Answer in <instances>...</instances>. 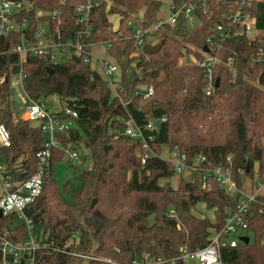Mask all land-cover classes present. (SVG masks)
I'll return each mask as SVG.
<instances>
[{"label":"trees","instance_id":"trees-1","mask_svg":"<svg viewBox=\"0 0 264 264\" xmlns=\"http://www.w3.org/2000/svg\"><path fill=\"white\" fill-rule=\"evenodd\" d=\"M90 1L99 3L92 7L89 19L81 21L76 5ZM25 2L29 8L19 18L28 21L27 37H36L40 21L37 9L45 13L58 9L63 41L75 42L80 32V39L87 45L104 43L109 56L119 65L124 85L121 100L113 95L104 78H93L90 63L82 60L53 63L33 56L23 62V86L30 98L45 100L55 94L65 101L73 99L70 107L78 113L75 126L69 135L59 134V138L64 144L74 141L80 152L84 146L83 159H92L91 168L76 167L82 188L76 202L71 204L63 200L52 175L55 161L64 158V154L59 149L53 150L51 175L45 177L41 195L25 210L36 239L48 245L39 264H81L80 257L53 251L55 247L70 252H91L96 247L94 255L129 264L145 253L175 257L184 244L191 250L205 246L209 228L224 225L227 210L235 207L236 200L214 181L210 189L203 188L198 173L191 181L181 177L177 187L161 185V178L174 175L170 162L149 156L142 164L145 146L122 132L124 119L132 116L143 126L151 118L166 117L161 131L154 132L156 140L152 145L158 153L162 154L164 145L168 151L176 147L184 149L190 160L204 153L213 164L231 168L239 185L242 175L255 176L258 164L257 176L264 182V83L260 86L249 80L257 79L264 66L251 64L253 50L246 46L245 37L230 40L231 48L224 49L220 56L225 60L236 51L240 59L238 71L248 78L232 81L226 67L218 65L215 76L220 82L208 95L204 91V70L181 63V58L205 44L214 22L220 18L217 13L203 16L200 27L192 32L184 31L181 22L176 28L158 30L155 38L163 39L164 43L159 51L144 59L142 53L133 56L137 51L135 31L146 29L157 20L161 0H111L109 12L105 0ZM140 11L142 17L138 16ZM253 12L258 27L264 28V2L255 3ZM110 14L120 16L116 30ZM48 23L53 31L56 19L49 17ZM20 39V34H10L6 42ZM16 63H20L19 54L0 55V74ZM150 84L154 86L153 98L157 102L149 113H144L140 106L147 100L137 93V87ZM0 98V120L11 139V146L3 148L9 173L14 179L27 178L36 171V154L45 140L41 123L16 118L9 82L0 85ZM199 203L214 211L216 222L210 216L199 217L194 213ZM170 210H174L175 216L170 215ZM248 233L252 235L250 243L222 249L226 264H264L263 214L254 212ZM5 234L16 242L25 238L29 230L26 223H19V217L12 214L0 218V236ZM90 264L114 263L90 260Z\"/></svg>","mask_w":264,"mask_h":264},{"label":"built area","instance_id":"built-area-1","mask_svg":"<svg viewBox=\"0 0 264 264\" xmlns=\"http://www.w3.org/2000/svg\"><path fill=\"white\" fill-rule=\"evenodd\" d=\"M107 2V11L111 8V1ZM169 5L166 17H157L148 28H136L135 37L137 39V51L133 54L135 57L144 54V59L148 58V54L143 52V46L150 43L147 37H154L158 30L167 27L176 28L180 22L183 24V30L192 32L198 29L202 24L203 16H211L218 14L220 18L216 20L212 26L211 33L206 37L205 44L201 48H196L195 52L185 54L181 58V63L196 66L205 72L204 91L211 95L216 86L215 68L223 65L229 71L231 80L238 78H248L238 71L239 56L236 51L223 60L220 56L222 51L228 46L230 40L245 37L247 47L253 51L250 54V62L252 65L264 66V28L258 27V19L253 12L254 4L264 2V0H168ZM98 1H90L84 4L76 5V11L81 21H87L92 7L98 5ZM29 8L25 0H0V55L7 53H17L20 56V71L18 73L19 84L22 93L25 96L26 104L21 115H16L17 119H29L41 123V131L48 134L42 147L37 151V168L29 177L23 179H14L9 173L7 161L4 165H0V209L3 216L16 214L19 217V223H26L29 234L20 241L13 242L7 234L0 236V264H39L42 256L47 252V244H41L36 239L33 232V225L30 218L27 217L26 208L34 203L41 195L45 177L51 175L50 169L53 161V150L59 149L63 152L64 158L77 161L84 164L81 152L77 149L74 141L69 140L64 144L59 134L69 135V131L75 126V120L78 117L76 110L66 104L53 110L49 107L44 99H33L28 96L23 86L24 71L23 62L26 57H43L49 62L59 63L61 61L74 60L77 57L84 63H90L94 54L91 51L93 45L84 43L80 37L82 33H78L75 42L63 41L62 30L60 28L61 18L59 10L54 9L44 15L54 17L56 26L53 31L48 28L39 27L36 37L30 39L26 36L25 31L28 28V21L21 20L20 13ZM113 22V29L116 26L115 15H109ZM49 19V18H48ZM47 19V22H48ZM116 26V27H115ZM88 29L86 33L88 34ZM10 34H20L21 39L18 42H6ZM80 36V37H79ZM207 46V50L204 48ZM231 52V50H229ZM194 56L195 63H184L185 57ZM102 67L105 80L112 88L114 96L121 100L120 92L124 89L121 80L115 79V73L119 71V65L115 59L109 61L107 59L98 58ZM12 66L8 71L0 74V85L9 82L11 90L12 82ZM264 73V72H263ZM261 75V74H260ZM257 79H249L254 84L262 85ZM142 95L143 99L149 100L153 98L155 93L152 84L146 85V90L137 92ZM10 99L12 100L11 96ZM126 105V103L123 101ZM141 107V106H140ZM1 98H0V109ZM0 111V115H1ZM151 118L145 125H140L136 120L129 116L124 119L123 133L132 138L139 139L145 146V150L141 155V162L144 164L147 157L158 156L170 162L174 174L182 175L185 171H192L193 175L199 174L203 188L210 189L211 182H216L222 190L236 200L234 208L228 209L225 217V223L222 227L212 226L209 228L208 243L205 246L191 250L187 244L180 247L179 254L175 257H167L164 255L143 254L142 257L134 259L129 264H161L165 262L175 263L178 260L182 264H226L222 260V249L226 247H236L240 243L242 236L249 235L248 228L250 219L254 212L264 215V182L257 176L249 183V187H245L244 177L242 175V183L239 185L234 178L231 168L224 164H213L212 161L204 153L196 154L192 160L189 159L186 151L180 148L169 150V156L164 157L155 151L152 143L156 140L157 129L155 120ZM161 122L166 117H161ZM11 146L10 133L0 120V152L3 148ZM5 157V156H4ZM6 159V158H5ZM227 160L231 162V156H227ZM171 216H175L174 210H170ZM212 215V214H211ZM205 215H202L204 217ZM216 222L215 216L212 218ZM53 251H62L78 256L83 260H105L114 264H124L113 261L110 258H103L94 255L88 251H66L65 249L55 247Z\"/></svg>","mask_w":264,"mask_h":264},{"label":"rangeland","instance_id":"rangeland-1","mask_svg":"<svg viewBox=\"0 0 264 264\" xmlns=\"http://www.w3.org/2000/svg\"><path fill=\"white\" fill-rule=\"evenodd\" d=\"M169 1L168 0H161V6L158 11L159 17H166L167 9H168ZM37 17L40 19L39 21V27L48 28L49 23L47 21H43L41 18L44 14V12L41 9H37ZM139 17L143 16V11H140ZM147 40L150 41V43H157L160 39H156L154 37H147ZM104 43H98L93 45V54L90 62V66L92 71L98 72L102 78L105 79L102 67L100 65V62L98 58L107 59L109 61H113V58H111L108 54V52L105 50ZM135 53V52H134ZM133 53V54H134ZM134 56V55H133ZM135 57V56H134ZM184 63H195L194 56H188L185 57ZM136 62H134L135 64ZM20 71V64L16 63L12 66V82H11V90H10V96L12 98L11 105L12 109L15 113V115H21L24 110V104H26V99L24 94L21 91L20 84H19V78L18 73ZM121 71H118L115 73V79L121 80ZM137 90L139 92H143L146 90V85H139L137 87ZM46 104L51 107L53 110H57L59 107H62L66 104V101L62 98H60L58 95H50L45 99ZM45 138L48 137V134L45 133ZM81 154L83 157V154L85 151L84 146L81 147ZM84 151V152H83ZM162 155L164 157L169 156L167 145H164L162 147ZM6 163V159L4 157L3 151L0 152V165H4ZM76 167L79 170H86L92 167V159L90 157H87L84 161V164H79L77 161L69 160V159H58L55 161L54 164V170H53V178L56 180L57 188L59 193L61 194L64 201L68 203H75L76 202V195L80 193L82 188V179L80 177V173L78 170L76 171ZM257 169L258 164H255V176L252 178L250 176L244 177L245 187H249L250 184H248L251 179L257 178ZM183 177L186 180H193L194 175L192 171H185L182 175H176L174 174L172 177L168 178H161L159 180V183L161 185H171L173 187H177L179 184L180 178ZM194 213L198 215V211H195V208L193 209ZM209 211V212H208ZM200 214H204L205 216H210L213 218L214 212L213 210H208L206 207L203 211H199ZM213 213V214H212ZM212 214V215H211ZM200 217V215H198ZM243 243H241L242 245Z\"/></svg>","mask_w":264,"mask_h":264},{"label":"water","instance_id":"water-1","mask_svg":"<svg viewBox=\"0 0 264 264\" xmlns=\"http://www.w3.org/2000/svg\"><path fill=\"white\" fill-rule=\"evenodd\" d=\"M48 18H49L48 15H45V16L42 17L43 20H47ZM163 43H164V40L163 39L160 40L157 43H146L143 46V52L145 54H154V53H156L157 51L160 50V48L162 47ZM204 48L207 50V46H205ZM184 53H186L185 50H184ZM74 60L77 61V62L80 61L77 57H74ZM49 71L53 72V69L50 68ZM92 76H93L94 79H97V80L102 79L101 75L98 72H96V71H93L92 72ZM259 81H260L261 84L264 83V73L263 72L260 75ZM219 82H220V78L218 77L216 79V86L219 85ZM66 102H67L68 105H73L74 104L73 99H68ZM155 102H157V98H151V99H149L147 102H145L144 104L141 105L140 110L142 112H144V113H149V111L151 110V108L153 107V105H154ZM155 125H156L157 131L160 132L161 131V125H162L161 119L157 118L155 120ZM65 159H67V157H65ZM2 216H3L2 215V211L0 209V218ZM250 239L251 238H250L249 235H246V236H242L241 237V240L245 244L250 243ZM95 249H96V247L91 250V253H93L95 251ZM81 264H90V260H83L81 262Z\"/></svg>","mask_w":264,"mask_h":264},{"label":"crops","instance_id":"crops-1","mask_svg":"<svg viewBox=\"0 0 264 264\" xmlns=\"http://www.w3.org/2000/svg\"><path fill=\"white\" fill-rule=\"evenodd\" d=\"M111 1V0H110ZM44 14H45V12H44ZM43 14V16H45ZM115 15V20H116V26H118L119 24H120V16L118 15V14H114ZM42 16V17H43ZM42 19V18H41ZM43 20V19H42ZM43 21H47V20H43ZM115 26V27H116ZM105 45V44H104ZM105 48H106V46H105ZM106 50V49H105ZM91 51H92V53H93V46L91 47ZM111 58H113V57H111ZM114 59V58H113ZM248 176V175H247ZM253 178V177H252ZM252 180V179H251ZM251 182V181H250ZM249 182V183H250ZM248 183V184H249ZM247 188H248V186H247ZM206 208V206H205V204L204 203H199L197 206H196V208H195V211H198L197 213H198V215H200V217H202V215H204V214H200L199 213V211H203L204 209ZM212 211V210H211ZM209 212V211H208ZM214 212V211H213ZM213 214V213H212Z\"/></svg>","mask_w":264,"mask_h":264}]
</instances>
